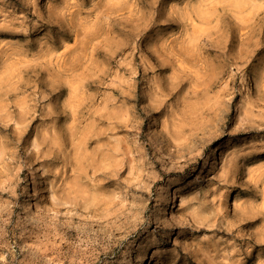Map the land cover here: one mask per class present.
Listing matches in <instances>:
<instances>
[{
	"label": "rangeland",
	"instance_id": "obj_1",
	"mask_svg": "<svg viewBox=\"0 0 264 264\" xmlns=\"http://www.w3.org/2000/svg\"><path fill=\"white\" fill-rule=\"evenodd\" d=\"M0 264H264V0H0Z\"/></svg>",
	"mask_w": 264,
	"mask_h": 264
},
{
	"label": "bare ground",
	"instance_id": "obj_2",
	"mask_svg": "<svg viewBox=\"0 0 264 264\" xmlns=\"http://www.w3.org/2000/svg\"><path fill=\"white\" fill-rule=\"evenodd\" d=\"M173 187L174 185L172 184H169L165 187L164 191H163V195L168 198V203L170 205V209H175V208H178L179 206V202L177 200V197L175 196L174 192H173ZM55 207L59 208L60 205L55 202L54 204ZM148 249H145L143 251H140V252H136L134 254V258H133V261L135 262H139L141 263V259H143L144 257H148Z\"/></svg>",
	"mask_w": 264,
	"mask_h": 264
}]
</instances>
